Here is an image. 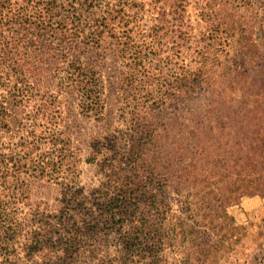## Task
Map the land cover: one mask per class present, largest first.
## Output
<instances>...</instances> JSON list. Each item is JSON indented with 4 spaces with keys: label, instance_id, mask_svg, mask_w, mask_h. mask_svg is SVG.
I'll return each mask as SVG.
<instances>
[{
    "label": "rangeland",
    "instance_id": "374dc122",
    "mask_svg": "<svg viewBox=\"0 0 264 264\" xmlns=\"http://www.w3.org/2000/svg\"><path fill=\"white\" fill-rule=\"evenodd\" d=\"M101 3L100 48L88 46L93 22L81 11L78 29L37 45L19 85L0 72V200L22 233L76 236L81 247L70 257L62 244L29 253L22 234L0 250V264H264V0ZM76 57L97 73L98 115L82 112L77 94L59 84ZM14 84L23 98H14L22 91ZM47 91L57 96V127L70 138L76 180L100 223L97 190L125 167L116 186L131 183L134 198L122 202L125 215L114 211L121 222L93 230L78 216L77 226L60 225L72 200L62 201L60 180L36 172L56 121L39 106ZM149 127L144 152L126 166L132 131ZM141 214L147 222L135 233ZM127 237L130 251L120 242Z\"/></svg>",
    "mask_w": 264,
    "mask_h": 264
},
{
    "label": "trees",
    "instance_id": "16d2710c",
    "mask_svg": "<svg viewBox=\"0 0 264 264\" xmlns=\"http://www.w3.org/2000/svg\"><path fill=\"white\" fill-rule=\"evenodd\" d=\"M81 11L87 13L93 22L88 35H86L88 46L98 49L100 48V41L103 34V29H100V26H102V18L100 17L99 19L98 17V12H104L101 0H75L71 4H64V0H0V72L6 73L8 76H14L15 84L18 83L19 85L22 82L21 75L24 66L29 64L28 60L32 57L34 51L36 52L37 45L39 43L40 45L42 43H48L51 46L53 42H48L44 37L49 35L51 38L53 35H57L60 36L59 39H62V36H65L69 30L78 29L81 25V20H83ZM190 83L192 84L193 81L188 82V84ZM15 84L14 90L22 91L20 94H14V98H23L24 88L21 85L17 87L18 85ZM59 84L66 89L67 94L69 92L77 94L82 112L90 115H98L101 113L100 88L98 87L97 73L93 67L85 69L80 59L76 57L68 63L65 75L60 79ZM29 89L30 87L26 88V92ZM20 100L22 101V99ZM20 100H16L15 102L19 103ZM40 100L39 106L42 112L51 113V119H56V121L53 124V132L51 133V139L49 141V148L51 150L48 153H43L36 172L39 177L45 178L48 176V179L60 180V182H57L66 192L62 201L65 202L68 196L72 200L68 201V203L72 206L73 214H69L68 216L62 215V219H66L67 221L59 219L61 221L60 225L64 228L69 227L70 224L77 226L78 221L76 217L78 216L81 217L82 227L92 224L94 225L93 230H99L98 227L100 224L102 225L109 221L118 220L121 222V219H116L117 214L114 211H120L122 216L125 215L126 210L123 209L122 202L125 199H129L131 202L134 198L131 190L127 193L129 190L127 186H131V183H128V185L127 183H122L119 187L116 186L123 180L121 178L119 181L116 175L122 169L125 171V167H122V169L119 168L118 172L111 174L107 183L104 184L106 185L104 187H107V191L103 190V187L97 190L100 193V201L95 203L92 208L97 206V210L105 212L107 219L100 223L95 218L94 210L87 207L88 199L83 194V190L76 180L78 173L77 163L79 160L76 157V152L72 150L69 141L70 138L65 135L61 128L57 127V124L62 120L57 96L47 91L42 94ZM151 130L154 131L152 127L142 131L138 129L132 131L134 134L130 135L131 138L129 140L133 144L131 147L134 154L127 153L123 155L126 156V159L123 158L126 161L125 163H127L126 166L133 167V163H135V161L131 160L133 159V155L140 157L144 152L143 147L140 146L146 145L151 139ZM5 159L1 158L0 160L1 173L6 171L7 165L4 163ZM87 162H91V159H87ZM113 194L115 197H113ZM145 216H148V214L140 215V219L138 220L139 225L133 227L135 233L143 231V227L147 222H144V220L148 218ZM22 218L28 220L27 217L26 219L24 217ZM22 232L21 229L17 228L15 217L7 211L3 201L0 200V250L5 251V253L9 251L8 247L11 250L14 248V242L22 234L26 238L23 248L29 253L41 252L46 249L52 253L55 245L57 249V246L62 244L63 255L70 257L73 254H78L77 251L81 247L80 237L75 236L63 239L58 232L59 234L56 235L57 238L55 237L54 239L52 235H49L48 230L45 229H42V231L33 230L31 232ZM5 235L9 239H6ZM133 240L131 237H127L126 240L120 242L127 251H130L135 246ZM156 240L153 244V249L161 247L162 239L157 238ZM64 263L65 261L61 260L59 264Z\"/></svg>",
    "mask_w": 264,
    "mask_h": 264
}]
</instances>
